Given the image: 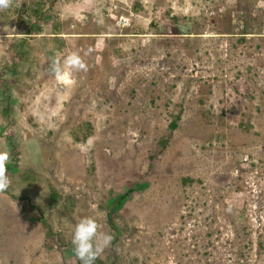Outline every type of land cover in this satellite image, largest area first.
<instances>
[{"label": "rangeland", "instance_id": "rangeland-1", "mask_svg": "<svg viewBox=\"0 0 264 264\" xmlns=\"http://www.w3.org/2000/svg\"><path fill=\"white\" fill-rule=\"evenodd\" d=\"M0 151V264H264V0H13Z\"/></svg>", "mask_w": 264, "mask_h": 264}, {"label": "clouds", "instance_id": "clouds-1", "mask_svg": "<svg viewBox=\"0 0 264 264\" xmlns=\"http://www.w3.org/2000/svg\"><path fill=\"white\" fill-rule=\"evenodd\" d=\"M13 0H0V10L11 7ZM65 68L69 72H65ZM86 70L84 59L78 53H72L61 63L53 59L50 71L56 76L69 75L72 71ZM10 154L0 151V192L7 189L10 181L7 176V162ZM113 236L102 230L100 223L92 216L81 218L74 226L71 243L76 258L81 264H95L106 248L111 245Z\"/></svg>", "mask_w": 264, "mask_h": 264}, {"label": "trees", "instance_id": "trees-1", "mask_svg": "<svg viewBox=\"0 0 264 264\" xmlns=\"http://www.w3.org/2000/svg\"><path fill=\"white\" fill-rule=\"evenodd\" d=\"M33 12H34V14H36V13L38 14V11H37V10H35V11H33ZM31 31L34 32V30H31ZM27 34H35V33H31L30 30H29V32H28ZM38 34H40V33H38ZM241 35H242V36H245V35H247V33H241ZM243 38H244V37H242V39H243ZM240 41H241V40H240ZM179 112H180V111L178 110V111H177V114H176V116H175V119L171 122V126H170L171 129H173V128L176 127V122H177V120H178V118H179V114H180ZM167 143H168V141H167L166 139H163V140L160 141L161 151L164 150V149L166 148ZM189 181H190V180H189ZM185 182H187V180H184V181H183V183H185ZM134 188H135V187H131V188H129L125 194H123V195L120 196V198H119V200H118L119 203H116L115 208L118 207L119 205H121V203L126 199V197L128 196V194L134 191ZM110 223H111V222H110ZM242 231H243V233H244V230H242ZM116 235H117V236L114 237V240H113L112 242H114L115 240H117V239L119 238L117 233H116Z\"/></svg>", "mask_w": 264, "mask_h": 264}, {"label": "built area", "instance_id": "built-area-1", "mask_svg": "<svg viewBox=\"0 0 264 264\" xmlns=\"http://www.w3.org/2000/svg\"><path fill=\"white\" fill-rule=\"evenodd\" d=\"M119 20L126 21V22H125V26H129L130 18L121 16V17L119 18ZM120 22H121V21H120Z\"/></svg>", "mask_w": 264, "mask_h": 264}]
</instances>
